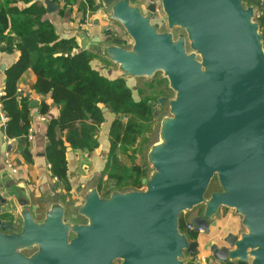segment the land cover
I'll return each mask as SVG.
<instances>
[{
  "label": "water",
  "instance_id": "1",
  "mask_svg": "<svg viewBox=\"0 0 264 264\" xmlns=\"http://www.w3.org/2000/svg\"><path fill=\"white\" fill-rule=\"evenodd\" d=\"M142 2L100 0L97 8L106 9L132 42L112 30L94 41L126 79L161 71L176 93L161 122V140L148 151L152 171L144 189L113 187L103 196L92 187L79 207L57 202L38 220L28 203L18 209L17 191L9 186L0 194V264H192L187 259L200 244L180 222L200 205L194 231L209 232L223 207L241 218L239 235L229 234L227 246H211L217 261L264 264L260 1L160 0L166 31L154 20L155 3L144 9ZM47 6L56 7L52 1ZM175 28L184 32L175 37ZM4 151L11 145L0 150V161ZM215 177L220 189L210 192Z\"/></svg>",
  "mask_w": 264,
  "mask_h": 264
},
{
  "label": "crops",
  "instance_id": "2",
  "mask_svg": "<svg viewBox=\"0 0 264 264\" xmlns=\"http://www.w3.org/2000/svg\"><path fill=\"white\" fill-rule=\"evenodd\" d=\"M47 1H52L56 6L53 11H49ZM259 1L260 3L256 7V19L264 32V0ZM34 3L46 10L43 20H48L53 24L60 40L74 39L78 46L75 49L76 52L80 50L89 51L95 55V58L91 61L94 69L109 79H126L121 75L118 65L110 61L103 53L98 52L99 44L94 41L98 38L105 39L108 30H112L115 35L125 39L120 33L119 24L108 18V11L97 8L100 0H16L9 5H6V0H0V10L15 7L21 11L31 7ZM87 17L92 22V26L87 29L89 30L88 36L84 34L86 32L84 27L81 26ZM7 18L9 26L4 35L11 42L16 43L18 37L11 31V15H7ZM6 43V40L0 41V104H2L1 98L5 95L6 70L21 56L19 50L7 48ZM36 81L37 75L32 69H29L23 74L18 84L23 90L20 94L28 97L30 108V130L33 138L31 140L27 139V148L31 155V162L27 161L21 154L20 141L11 139L6 135L7 123L5 124L1 120L3 110L0 105V150L3 151L11 145V151L9 153L4 151L0 161V194H4L9 186H13L17 191V195L12 198L15 200L18 209L21 204L28 203L27 206L32 208L36 219L42 220L44 214L54 203L60 202L69 210L79 207L83 203L86 193L92 187H97L100 193L111 192L113 187L119 190L125 188L144 189L143 179L147 177L148 168L145 163L138 161V153L135 154V159L131 158L132 150L128 152L129 154H124L119 150V147L116 149L120 160V167L117 169L118 171H129L130 175H125L128 178L134 175L132 170L134 166L142 167L144 175H135L140 187H127L128 182L122 187H118L117 183L109 178L113 169V167L109 168L108 164L112 149L110 129L117 115L108 106L102 104L100 107L104 113L105 121L98 127L96 134L99 143L98 148L93 152H89L68 146V180L67 182L56 181L52 175L51 163L46 157L45 149L47 146L48 124L52 119L59 116L62 106L54 104L50 94L41 95L35 92L33 85ZM126 82L129 85L130 80L126 79ZM43 103H46L49 107L46 113L42 112ZM104 108H107V110L104 111ZM69 147H71V150H68ZM125 155L130 157L132 165L122 164V156ZM7 156L18 167L19 172L17 174H12L7 168ZM201 211L202 205L197 206L192 211L184 213L181 219H183L184 224L191 223L192 218L199 215ZM214 222L216 225H211L209 232L193 230L192 233H196V240L200 245L195 257L192 259L188 257V263L225 264L213 257L211 246L215 243L219 247L227 246L224 239L229 234L239 235L241 218L233 210L223 207L220 209L219 216L214 218ZM192 240L195 239L192 238Z\"/></svg>",
  "mask_w": 264,
  "mask_h": 264
},
{
  "label": "trees",
  "instance_id": "3",
  "mask_svg": "<svg viewBox=\"0 0 264 264\" xmlns=\"http://www.w3.org/2000/svg\"><path fill=\"white\" fill-rule=\"evenodd\" d=\"M16 0H6L9 5ZM45 9L34 3L25 10L13 7L0 10V41H7V48L21 52L19 59L6 70L5 95L1 98L3 111L9 118L6 135L20 141V152L27 161L31 155L27 138L31 126L28 97L18 94L19 80L32 69L37 75L33 90L38 94L51 95L54 104L61 105L57 118L52 119L47 129L46 157L51 163V172L57 181L67 182V147L93 152L98 148L96 138L98 127L105 121L100 105L108 106L116 115L111 124L109 178L122 187H140L135 175L143 176L142 167L134 166V175L129 171H118L120 167L116 150L135 159L138 140L150 131L155 118V100H135L133 89L125 79H109L94 69L91 61L95 55L89 51H78L74 39L60 40L55 27L43 20ZM7 15H11V31L18 37L13 43L4 35L9 26ZM42 104V112L48 111ZM126 118L124 121L122 118ZM136 147L135 149H133ZM138 147V148H137ZM120 152V153H121ZM181 227L185 224L181 219ZM196 239V233H192Z\"/></svg>",
  "mask_w": 264,
  "mask_h": 264
},
{
  "label": "rangeland",
  "instance_id": "4",
  "mask_svg": "<svg viewBox=\"0 0 264 264\" xmlns=\"http://www.w3.org/2000/svg\"><path fill=\"white\" fill-rule=\"evenodd\" d=\"M135 1H141V0H135ZM142 2V1H141ZM146 2V3H145ZM154 2L155 4H159L161 6L160 0H144V9L147 8V5L150 3ZM162 7V6H161ZM155 21H160L158 24L160 26L161 31H166L167 30V23L164 19V13L161 8V12L157 13L156 16H154ZM118 23V22H116ZM119 24V23H118ZM119 29L120 33L123 35L125 38L124 40L127 43H131L132 40L124 30V28L119 24ZM184 31L180 28H175L173 30V33L175 37H178L179 34L183 33ZM129 47H131V44H128ZM188 51L192 52L193 50L188 47ZM199 57V56H198ZM129 86L133 89V97L135 100H141L144 98H151L155 100V118L154 121L151 125L150 131L147 132V134L144 137H141L138 140V161L141 163H145L147 165V168L149 171H152V167L148 162V151L149 149L156 143H158L160 139V127H161V122L162 119L170 115V107H169V101L172 100L176 93L170 88L168 79L164 77L163 72H157L153 77L151 78H135L130 80ZM165 98V102L163 104L159 103V100ZM160 113V115L157 117L156 114ZM130 157L127 155L122 156V164H131V160L129 159ZM120 161V160H118ZM127 183V182H126ZM130 188H125L124 190H127ZM220 187L218 185V181L216 177L214 178L212 184H211V189L210 192L219 190ZM209 192V194H210ZM103 196H108L110 192H102L101 193ZM36 251V248H33L31 250H24V253L27 255H31ZM116 264H120V262H117Z\"/></svg>",
  "mask_w": 264,
  "mask_h": 264
},
{
  "label": "built area",
  "instance_id": "5",
  "mask_svg": "<svg viewBox=\"0 0 264 264\" xmlns=\"http://www.w3.org/2000/svg\"><path fill=\"white\" fill-rule=\"evenodd\" d=\"M155 5H156V9H155L154 16H156L157 13L161 12V6L159 4H155ZM81 26L84 27V30H85L86 34L89 35V30H87V29L92 26V22L90 21V18L87 17L86 20L81 24ZM17 92H18V94L22 93L23 92L22 88L21 87H18L17 88ZM3 95H4V93H3ZM0 105H1V108L3 110L2 104H0ZM122 119L124 121H126V118L125 117L122 118ZM1 120L5 124L8 123L9 118L4 113V111L1 112ZM26 138L28 140H31L33 138L32 137V133H31V130H29L28 134L26 135ZM6 166L11 171L12 174H17L19 172L18 167L13 164V162L10 160L9 156H7V158H6ZM54 179L57 181L58 178L55 177ZM184 229H186V230H188L189 232L192 233L193 232V225L191 223H187V224H185ZM198 232H203V230L202 229H199Z\"/></svg>",
  "mask_w": 264,
  "mask_h": 264
}]
</instances>
